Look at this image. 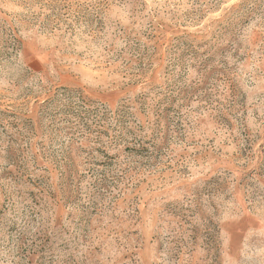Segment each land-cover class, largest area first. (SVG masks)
Listing matches in <instances>:
<instances>
[{"label": "rangeland", "instance_id": "obj_1", "mask_svg": "<svg viewBox=\"0 0 264 264\" xmlns=\"http://www.w3.org/2000/svg\"><path fill=\"white\" fill-rule=\"evenodd\" d=\"M0 264H264V0H0Z\"/></svg>", "mask_w": 264, "mask_h": 264}]
</instances>
